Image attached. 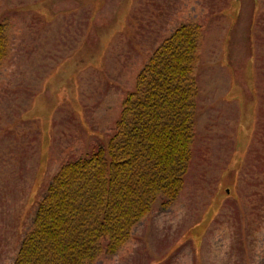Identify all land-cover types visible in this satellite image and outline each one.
<instances>
[{"label": "rangeland", "instance_id": "1", "mask_svg": "<svg viewBox=\"0 0 264 264\" xmlns=\"http://www.w3.org/2000/svg\"><path fill=\"white\" fill-rule=\"evenodd\" d=\"M160 1L158 15L140 0H0V264L13 263L59 168L105 146L137 74L182 24L199 27L183 188L167 208L158 196L116 253L89 264H264V0ZM74 12L95 15L85 37L76 25L66 37L83 33L77 55L64 26L31 25Z\"/></svg>", "mask_w": 264, "mask_h": 264}, {"label": "trees", "instance_id": "2", "mask_svg": "<svg viewBox=\"0 0 264 264\" xmlns=\"http://www.w3.org/2000/svg\"><path fill=\"white\" fill-rule=\"evenodd\" d=\"M198 28L182 24L154 51L105 146L57 171L12 264L92 263L116 253L157 201L177 199L193 155ZM6 52L0 24V64Z\"/></svg>", "mask_w": 264, "mask_h": 264}, {"label": "crops", "instance_id": "3", "mask_svg": "<svg viewBox=\"0 0 264 264\" xmlns=\"http://www.w3.org/2000/svg\"><path fill=\"white\" fill-rule=\"evenodd\" d=\"M146 2H147V5L152 9V12L154 13V12H158L159 14L158 15H160L161 13H165V12H167L168 10V2L166 3V4H164L162 1H160V0H140V7L142 6V5H145L146 4ZM33 2H31L30 4H32ZM150 3H152L153 5H150ZM164 7V9H162L161 7ZM74 11V10H73ZM81 14V15H80ZM89 14H82V13H80V12H74V13H72V15L71 16H69V17H67V16H63L64 18H60V19H58L59 21H61V22H58V23H56V21H57V18L56 17H54V18H51L49 21H46V22H51L49 25H47V26H39V24L37 23L38 22V18H37V16H36V22L34 23V24H31V25H33V26H35V28L37 27V29H52L54 26H56V24H58V25H62V26H64V28H62V29H60L61 31L60 32H62V33H64L65 34V40H64V42L66 43V46H67V51H69V50H71V51H69V53H70V55L74 52V55H77V52H78V50L77 51H75L79 46H77L76 48H74L78 43H80V39H82V38H84L85 37V35H86V32H87V30H86V27L85 26H90V24L92 23V21L95 19V15H94V13H92V16L89 18V17H87ZM56 18V19H55ZM75 18V19H74ZM78 19V20H77ZM183 23H186V22H183ZM74 25H76V26H83L84 28H83V30L82 31H84V37L83 36H81V35H83V33H81V35H79L78 34V39L77 40H66V37H71V29H72V27L74 26ZM65 26H68V30L66 31V27ZM79 27L77 28V30L79 29ZM177 27V26H176ZM54 30V29H53ZM53 30H51V31H53ZM55 32H56V30H54ZM45 34H47V32L45 31ZM84 40V39H83ZM83 40H82V42H83ZM45 46H46V42H43V44H42V46H41V49L40 50H38V51H36L34 54H33V56L32 57H35V62L37 63V65L38 64H40V62H41V59L43 58V51H44V49H45ZM74 48V49H73ZM37 65H35V67L34 68H31L30 70H34L35 68H37V67H39V66H37ZM45 64H43V65H40V66H44ZM92 69H94V68H91V70ZM96 72H98V70L96 69L95 70ZM29 72V74L31 75V72L30 71H28ZM262 77L263 76H259V88H258V92H259V95L261 96L262 94L264 95V85H263V80H262ZM103 78H105V81H106V78L107 77H103ZM110 79V78H109ZM115 82V81H114ZM112 84H114V83H112ZM260 104H262L261 102H260ZM68 105V107H69V112H70V115H72L73 116V114L75 113V111L73 110V108L69 105V104H67ZM66 111L68 112V110L66 109ZM263 119V117L260 119V121H259V123H260V125H261V128L263 129V131H264V123H261V120Z\"/></svg>", "mask_w": 264, "mask_h": 264}]
</instances>
